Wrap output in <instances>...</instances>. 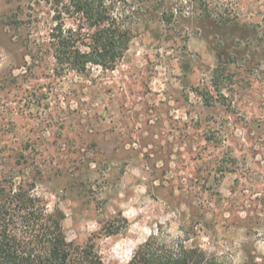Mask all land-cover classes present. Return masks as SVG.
<instances>
[{
    "label": "rangeland",
    "instance_id": "rangeland-1",
    "mask_svg": "<svg viewBox=\"0 0 264 264\" xmlns=\"http://www.w3.org/2000/svg\"><path fill=\"white\" fill-rule=\"evenodd\" d=\"M76 3L0 0V178L34 182L105 264L157 224L264 264V0H102L93 24ZM109 29L111 66L56 63L59 35L91 52Z\"/></svg>",
    "mask_w": 264,
    "mask_h": 264
},
{
    "label": "trees",
    "instance_id": "trees-1",
    "mask_svg": "<svg viewBox=\"0 0 264 264\" xmlns=\"http://www.w3.org/2000/svg\"><path fill=\"white\" fill-rule=\"evenodd\" d=\"M102 0H77V7L93 22H100L97 4ZM116 31L98 30L92 35V51L70 49L69 37L59 35L54 58L60 66L84 71L88 63L111 66L121 56L115 45ZM123 36H125L123 34ZM34 182L15 183L12 177L0 178V264H105L91 243L67 241L59 208L48 210L45 200L33 192ZM109 229L106 234L115 233ZM173 235L157 224L133 250L124 264H215L193 241L194 227L181 228Z\"/></svg>",
    "mask_w": 264,
    "mask_h": 264
}]
</instances>
